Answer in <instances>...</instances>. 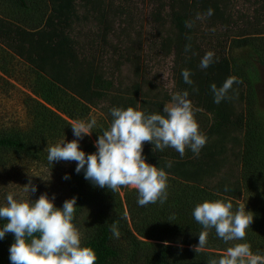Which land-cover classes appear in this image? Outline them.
<instances>
[{"label": "rangeland", "instance_id": "1", "mask_svg": "<svg viewBox=\"0 0 264 264\" xmlns=\"http://www.w3.org/2000/svg\"><path fill=\"white\" fill-rule=\"evenodd\" d=\"M58 1L24 0L22 7L15 0H0V20L22 28H36ZM177 1L164 0L161 16L154 17L152 13L159 3L147 0H70L72 16L68 26L79 59L95 63L103 78L111 83V99L95 101L90 107L67 90L55 91L51 96L44 77L0 40V138L16 137L29 146L25 152L0 149V206H6L9 193L18 201L36 200L47 193L49 199L55 196L53 203L57 208H62L66 199L75 197L72 223L81 234V245L92 237L98 224H117L121 235L118 239L112 236V244L119 251L114 264H151L156 248L163 245L193 249L160 240V235L168 233L171 226L160 227L157 223L160 212L154 205L143 213L133 211L136 214L132 221L121 189L116 191L121 202L118 222L110 211L93 216L89 206L94 202L114 204L115 193L94 186L84 178L83 170L76 173L75 161L49 164V146L64 139L66 142L76 139L72 120L67 119L65 124L35 109V101L44 103L38 94L51 96L75 120L87 122L94 117L97 121L94 132L106 122L107 109L114 106V99L133 85H138L146 96L167 98L164 106L172 102L174 94L187 91V99L198 109L194 118L199 131L207 141L198 155L186 148L184 155L190 156V165L180 163V171L198 170L202 184L212 190L231 191L242 186L241 157L251 154L264 162V0H219V17L200 11L193 13L191 41L197 52L192 55L202 58L211 51L214 57L226 58L231 75L241 81L234 83L228 92L229 98L221 101L219 109L226 115L222 121L215 112L206 110L201 105L203 97L188 90L181 80L188 54L179 52L175 56L172 49L177 33L170 11ZM196 62L200 63L199 59ZM93 132L79 141L86 155L96 151ZM29 180L37 187L35 193L23 190ZM238 197L242 206L252 200L248 191ZM84 199L87 207L80 201ZM6 222L0 219V228ZM13 242L12 233L0 239V264H11L9 248ZM153 264L159 262L153 261Z\"/></svg>", "mask_w": 264, "mask_h": 264}, {"label": "trees", "instance_id": "2", "mask_svg": "<svg viewBox=\"0 0 264 264\" xmlns=\"http://www.w3.org/2000/svg\"><path fill=\"white\" fill-rule=\"evenodd\" d=\"M57 1V0H51ZM150 3H159L152 16H161L164 0H147ZM17 4L24 7V0H15ZM70 0H59L53 4L47 16H45L42 25L36 28H22L13 24H8L0 20V40L15 55L26 61L30 67L39 75L43 76L47 85V91L50 95L56 92L67 90L86 106H91L95 101L110 98L111 83L103 78L98 66L83 59H79L78 52L74 47V42L70 37L68 21L72 16L70 9ZM171 6L170 18L176 28V40L172 44V49L179 56V52H186L188 57L185 59V69L190 71L192 84L184 82L182 73L181 80L184 85L187 84L188 90L194 91L197 95L203 97L202 106L209 112H215L218 120L226 119L219 107L220 104L214 103V95L211 91L213 83L219 88L224 81L231 75L229 64L226 58L213 57V62L206 69L200 67L196 62L202 58H195L192 53L197 52L192 43V23L193 13L200 11L202 14L209 15L208 10H212L210 17H215L221 11L219 0H178L177 5ZM186 45H190L189 50H185ZM165 46H167L165 44ZM183 58V57H182ZM184 69V70H185ZM114 99L113 107H108L106 122L95 130L94 136L97 140L98 135H102L111 124L113 117L110 109H127L132 107L135 110L142 111L145 115L153 113L162 114L163 106L167 98L160 100L158 96H146L141 93L138 85H133L127 90H123ZM42 103L36 102L37 113H41L49 119H54L62 123H68L67 119L75 121V118L60 104L56 103L52 97H45L38 94ZM201 101V100H200ZM66 118V119H65ZM219 124L215 125L217 128ZM28 144L16 137H1L0 149H10L15 151H28ZM153 146L145 142L143 144L142 156L145 162L151 164L157 169H163L167 173V200L161 204L157 201L154 204L139 206L137 203L138 192L128 191L124 186L125 204L129 211L132 221L135 214L133 211L143 213L149 206H155L160 212V218L157 223L160 227L170 225L169 232L160 235L162 242L171 244H180L185 246H195L199 242V233L203 231V226L195 221L192 213L197 204L205 201L213 202L220 200L224 203H232L235 212L240 206L238 195L248 191L252 196L251 202L245 206V211L253 215V222L246 229L244 240L224 242L216 235L215 229L208 230V243L203 250H217L226 252L228 247L237 243H248L254 254L264 255V162L248 154L242 156L241 182L242 186L231 191L224 189L212 190L202 184L200 172L198 170L180 171L179 165H190V156L184 155L181 160L176 151L171 147H166L163 151L153 150ZM212 158V157H210ZM171 165L168 167L167 165ZM246 167V168H245ZM206 174V171L204 172ZM245 185V186H243ZM114 204L105 202L102 204L92 203L89 211L95 216L97 213H108L114 217V221L120 220L118 211L121 209V202L116 195ZM83 199V198H82ZM82 204L86 199L80 200ZM84 203L83 206L87 207ZM244 206V205H243ZM110 224L102 222L97 225L92 237L88 238L81 245L90 247L94 250L97 260L95 264H114L119 257V251L112 244V233ZM195 252L193 249L175 248L170 246H158L155 251V257L150 261L159 262V264H208L210 258L219 259L224 254H215L208 251Z\"/></svg>", "mask_w": 264, "mask_h": 264}, {"label": "clouds", "instance_id": "3", "mask_svg": "<svg viewBox=\"0 0 264 264\" xmlns=\"http://www.w3.org/2000/svg\"><path fill=\"white\" fill-rule=\"evenodd\" d=\"M212 14V10H208ZM186 45L185 50H189ZM214 53L209 51L201 59L200 67L206 69L213 62ZM184 82L191 85L190 71L182 70ZM234 83H241L235 77L227 78L221 87L213 83L211 91L214 103L227 99ZM188 92L176 93L172 102L163 107V113L145 115L132 107L110 109L113 117L110 126L98 135L96 151L85 154L79 147L84 136H90L97 121L75 120L71 123L76 139H65L47 150L49 164L65 161L76 162L75 172L84 171V178L94 186L119 191L130 187L138 192L139 206L163 204L167 200V173L163 169L145 162L142 156L143 144L150 143L153 150L163 151L166 147L175 149L181 157L186 148L198 155L207 138L199 131L194 118L195 111ZM86 166V167H85ZM170 167L171 165H167ZM65 179L68 176L65 175ZM26 193H35L36 185L29 180L23 186ZM227 191V188L225 189ZM55 196L48 198L43 193L36 200L18 201L9 193L6 206H0V219L7 222L0 228V239L6 233L14 234V242L9 248L11 264H95L97 257L93 249L81 246V234L72 220L76 208V198L66 199L62 208L54 206ZM232 203L220 200L205 201L193 210L196 222L203 226L199 233L198 245L193 246L197 253L208 243V230L214 228L216 235L224 242L244 240L246 229L253 222V215L245 211V205L232 211ZM112 236L119 238L121 233L113 222L110 226ZM167 243V242H166ZM208 264H264V255L254 254L248 243H237L228 247L218 260L210 258Z\"/></svg>", "mask_w": 264, "mask_h": 264}]
</instances>
